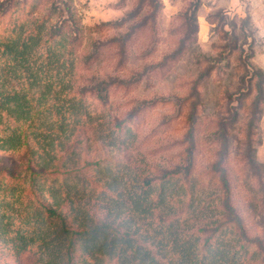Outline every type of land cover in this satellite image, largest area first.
Here are the masks:
<instances>
[{
    "label": "rangeland",
    "instance_id": "obj_1",
    "mask_svg": "<svg viewBox=\"0 0 264 264\" xmlns=\"http://www.w3.org/2000/svg\"><path fill=\"white\" fill-rule=\"evenodd\" d=\"M52 5L61 8L52 24L77 29L72 94L91 116L66 145L65 165L91 182L95 171L126 182L188 170L190 191L174 209L191 206V224H206L201 243L230 240L216 249L231 254L234 233L216 230L224 170L253 242L242 264H264V83L259 94L255 77L264 76V0H0V33L32 25ZM29 166L27 148L0 151L3 182L21 183L9 175ZM58 172L62 180L68 171ZM33 253L15 256L0 242V264H38Z\"/></svg>",
    "mask_w": 264,
    "mask_h": 264
},
{
    "label": "trees",
    "instance_id": "obj_2",
    "mask_svg": "<svg viewBox=\"0 0 264 264\" xmlns=\"http://www.w3.org/2000/svg\"><path fill=\"white\" fill-rule=\"evenodd\" d=\"M198 6L189 9L195 23ZM60 12L52 5L32 25L0 33V151L27 148L31 162L24 177L9 175L21 183L0 180V242L15 256L34 252L38 264H218L227 255L228 264H242L253 242L231 203L224 170L218 171L223 194L217 196L222 214L216 230L234 233L239 249L231 254L216 249L230 240L215 248L201 243L206 224H191V206L174 209L190 191L188 170L126 182L117 173L95 171L91 182L62 161L74 131L91 116L72 94L77 29L73 22L52 24ZM255 75L262 94L264 76ZM59 168L68 171L62 180L54 177Z\"/></svg>",
    "mask_w": 264,
    "mask_h": 264
}]
</instances>
